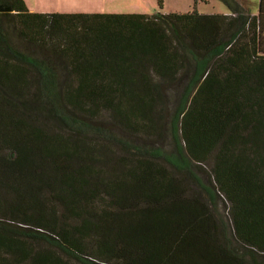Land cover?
Wrapping results in <instances>:
<instances>
[{"label":"trees","instance_id":"16d2710c","mask_svg":"<svg viewBox=\"0 0 264 264\" xmlns=\"http://www.w3.org/2000/svg\"><path fill=\"white\" fill-rule=\"evenodd\" d=\"M222 1L228 14L0 0V264H264V0ZM167 102L170 154L138 142Z\"/></svg>","mask_w":264,"mask_h":264},{"label":"rangeland","instance_id":"374dc122","mask_svg":"<svg viewBox=\"0 0 264 264\" xmlns=\"http://www.w3.org/2000/svg\"><path fill=\"white\" fill-rule=\"evenodd\" d=\"M249 3V9L252 14L258 11L259 0H246ZM30 7L41 9L44 13H168L173 12H188L195 9L199 13H222L230 12L227 4L222 0H31ZM11 34V33H10ZM11 41L20 52L30 56L32 47L28 48L27 44L20 39L19 36L11 34ZM34 54V51H33ZM24 56L27 59L29 57ZM32 57V56H31ZM176 103L167 102L162 106L161 128L151 138H140L138 142L144 145H150L154 148L162 150L165 154H170L175 151L173 141L169 129V118L176 107ZM111 126H113L110 123ZM171 167V166H169ZM192 170L200 181L211 190L213 199L216 204L218 213L226 220L228 202L224 197L217 193L214 188V181L211 174L210 165H193ZM177 175H184L183 172L175 171ZM192 185V184H191ZM227 222V221H226ZM241 248H247L240 244ZM249 248V247H248ZM244 249V250H245ZM256 261L264 262V253L257 250H250Z\"/></svg>","mask_w":264,"mask_h":264},{"label":"crops","instance_id":"0c3cea01","mask_svg":"<svg viewBox=\"0 0 264 264\" xmlns=\"http://www.w3.org/2000/svg\"><path fill=\"white\" fill-rule=\"evenodd\" d=\"M27 8L30 10V11H35V12H42L44 13L41 9H35L34 7H30L29 5V2H31V0H24ZM95 13H99V12H95Z\"/></svg>","mask_w":264,"mask_h":264},{"label":"water","instance_id":"95a60500","mask_svg":"<svg viewBox=\"0 0 264 264\" xmlns=\"http://www.w3.org/2000/svg\"><path fill=\"white\" fill-rule=\"evenodd\" d=\"M8 10H11L10 7L0 5V11H8Z\"/></svg>","mask_w":264,"mask_h":264}]
</instances>
